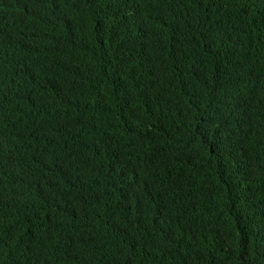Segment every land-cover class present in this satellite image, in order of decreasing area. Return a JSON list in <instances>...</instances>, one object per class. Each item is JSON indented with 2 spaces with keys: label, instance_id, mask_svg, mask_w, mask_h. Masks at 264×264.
<instances>
[{
  "label": "trees",
  "instance_id": "obj_1",
  "mask_svg": "<svg viewBox=\"0 0 264 264\" xmlns=\"http://www.w3.org/2000/svg\"><path fill=\"white\" fill-rule=\"evenodd\" d=\"M118 1L0 0V172L45 115L90 178L88 214L48 235L66 264H264V0H141L176 14L148 10L149 36ZM25 186L0 178V264L56 224Z\"/></svg>",
  "mask_w": 264,
  "mask_h": 264
},
{
  "label": "clouds",
  "instance_id": "obj_2",
  "mask_svg": "<svg viewBox=\"0 0 264 264\" xmlns=\"http://www.w3.org/2000/svg\"><path fill=\"white\" fill-rule=\"evenodd\" d=\"M150 2H129L123 11L110 14L109 17L124 33L149 36L156 24L147 19L148 10L154 9L168 19H175L176 16L172 9ZM97 4L98 0H88L85 7L88 20H91ZM75 148L74 139L66 130L40 114L24 125L18 140V151L2 168L0 178L5 186L27 182L25 187L34 193H41L44 187L53 191L50 196L43 195L41 199L53 210L56 224L50 227L44 226L42 222H38L39 227L28 225L24 235L26 239L15 248L20 255L15 260L16 264H44L49 258L54 259V264H66L53 253L48 235L60 233L61 225L57 222L62 214H67L75 221L88 214L90 178L85 164L76 157ZM65 196L68 199L66 210L63 209Z\"/></svg>",
  "mask_w": 264,
  "mask_h": 264
}]
</instances>
